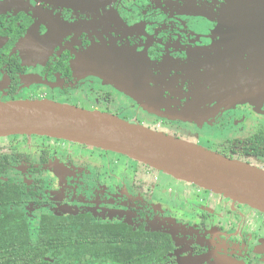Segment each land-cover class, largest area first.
<instances>
[{
	"label": "flooded vegetation",
	"instance_id": "af4514ba",
	"mask_svg": "<svg viewBox=\"0 0 264 264\" xmlns=\"http://www.w3.org/2000/svg\"><path fill=\"white\" fill-rule=\"evenodd\" d=\"M263 7L0 0V103L209 134L213 152L264 170ZM0 264H264V214L124 155L1 138Z\"/></svg>",
	"mask_w": 264,
	"mask_h": 264
},
{
	"label": "water",
	"instance_id": "95a60500",
	"mask_svg": "<svg viewBox=\"0 0 264 264\" xmlns=\"http://www.w3.org/2000/svg\"><path fill=\"white\" fill-rule=\"evenodd\" d=\"M12 136L49 137L124 155L264 214V170L113 115L48 100L0 103V139Z\"/></svg>",
	"mask_w": 264,
	"mask_h": 264
},
{
	"label": "rangeland",
	"instance_id": "374dc122",
	"mask_svg": "<svg viewBox=\"0 0 264 264\" xmlns=\"http://www.w3.org/2000/svg\"><path fill=\"white\" fill-rule=\"evenodd\" d=\"M240 1H248V3L249 2H255V5L256 6H258V7H263V5H264V0H240ZM246 33V30H244V29H241L240 30V34L243 36L244 34ZM240 35V36H241ZM80 100H81V102L83 103V104H85V105H89L90 106V104H87V103H89L90 101L89 100H85V98H80ZM87 109H89V108H87ZM132 118L134 117V116H131ZM155 125H157V123L155 124ZM247 128V125H243L240 129H246ZM153 129H155L154 128V126H153ZM161 130V129H160ZM159 131V130H158ZM161 134H164V133H161ZM171 137H174V136H172V135H170ZM180 137H181V139L180 140H183V141H185V142H188V143H190V144H193V145H196V146H198V147H201V148H203L204 150H208V151H211V152H213V150H211L210 148H208L207 147V143L208 142H210V141H212L211 139H210V135L209 134H203L202 136H198V135H195V134H192V133H190V132H188V131H183L182 132V134H180ZM175 138V137H174ZM171 196V195H170ZM177 204L178 205H183V206H185L184 205V203L182 204V203H180V202H177ZM183 208V207H182Z\"/></svg>",
	"mask_w": 264,
	"mask_h": 264
}]
</instances>
